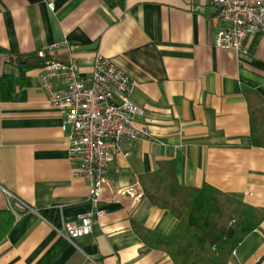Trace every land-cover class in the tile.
<instances>
[{
    "label": "crops",
    "instance_id": "obj_1",
    "mask_svg": "<svg viewBox=\"0 0 264 264\" xmlns=\"http://www.w3.org/2000/svg\"><path fill=\"white\" fill-rule=\"evenodd\" d=\"M222 26L210 0H0V264H174L150 244L177 220L145 194L167 164L182 187L208 185L264 211V146L252 141L254 124L264 142V35L248 37L246 53L217 49ZM34 53L74 58L86 77L97 53L110 59L136 82L138 124L152 134L109 163L103 214L73 242L41 212L58 213L61 225L95 209L44 69L13 60ZM5 190L35 212L17 218ZM230 264H264V221Z\"/></svg>",
    "mask_w": 264,
    "mask_h": 264
},
{
    "label": "built area",
    "instance_id": "obj_2",
    "mask_svg": "<svg viewBox=\"0 0 264 264\" xmlns=\"http://www.w3.org/2000/svg\"><path fill=\"white\" fill-rule=\"evenodd\" d=\"M210 2L224 25L215 36L217 49L246 53L245 40L255 34L264 35V0ZM48 8L55 11L52 2ZM42 84L48 104L63 117V130L68 126L72 130L68 145L71 156L79 161L75 174L89 183L95 209L76 221L55 227L60 236L73 242L91 235L96 217L103 214L99 206L109 182V163L118 155H128L135 143L152 138V134L138 124L145 112L133 101L136 82L101 53L95 55L89 77L83 75L74 58L49 62L43 70ZM5 193L16 201L9 208L17 218L18 211L35 212L13 194L6 190Z\"/></svg>",
    "mask_w": 264,
    "mask_h": 264
},
{
    "label": "trees",
    "instance_id": "obj_3",
    "mask_svg": "<svg viewBox=\"0 0 264 264\" xmlns=\"http://www.w3.org/2000/svg\"><path fill=\"white\" fill-rule=\"evenodd\" d=\"M111 7L122 5L123 0H105ZM56 57V56H55ZM52 55H16L13 59L27 68H43L59 60ZM16 85L7 82L5 92H14ZM262 128V127H261ZM252 141L264 146L252 126ZM150 203L169 211L177 220V227L169 236L152 234L150 245L171 257L174 264H230L241 242L264 221V211L249 206L215 188L182 187L172 165H163L154 174L153 182L145 190ZM42 211L55 226H60L59 214ZM1 239V237H0Z\"/></svg>",
    "mask_w": 264,
    "mask_h": 264
},
{
    "label": "water",
    "instance_id": "obj_4",
    "mask_svg": "<svg viewBox=\"0 0 264 264\" xmlns=\"http://www.w3.org/2000/svg\"><path fill=\"white\" fill-rule=\"evenodd\" d=\"M97 48V45L94 44V45H91V46H88V47H84L83 49L81 50H88V51H92V50H95Z\"/></svg>",
    "mask_w": 264,
    "mask_h": 264
}]
</instances>
